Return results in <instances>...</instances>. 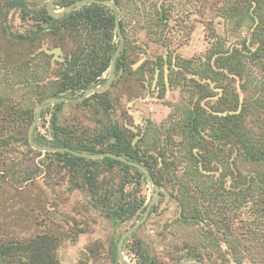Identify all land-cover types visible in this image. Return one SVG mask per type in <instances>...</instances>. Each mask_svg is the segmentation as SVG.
I'll return each instance as SVG.
<instances>
[{"label": "trees", "instance_id": "1", "mask_svg": "<svg viewBox=\"0 0 264 264\" xmlns=\"http://www.w3.org/2000/svg\"><path fill=\"white\" fill-rule=\"evenodd\" d=\"M74 1L54 0L53 4L63 8ZM113 1L119 6L122 3ZM12 9L28 14V0H6L0 8L1 30L7 40V48L0 46V68L9 70L8 76L0 78V177L18 190L32 180L33 173L12 170L5 157L13 145L29 147L27 133L35 105L48 97L80 96L103 84L119 36L114 14L105 5L86 3L60 18L39 9L36 22L23 33L12 31L6 21ZM220 13L237 29L246 28L241 39L228 43L221 35L215 36L203 55L189 59L166 46L164 54L144 60L134 69L133 46L127 39L118 52L111 87L131 78L154 81L158 96L163 97L168 88L176 86L184 95L173 106L178 115L171 112L163 122H147L135 132L110 120L95 137L81 139L57 123L64 103H56L49 139L38 133L37 125L33 133L39 145L88 154L110 152L143 165L174 201L176 221L200 227L201 242L189 246L195 258L227 260L228 256L234 264H242L245 247L234 235L233 220L238 214L249 213L256 220L264 215V0H223ZM166 20L162 3L155 4L147 28L159 29ZM119 29L123 32L121 22ZM54 49L61 55H55ZM26 50L35 53L34 70L29 68ZM255 70L259 79H255ZM20 91L24 92L19 96ZM91 100L109 117L112 103L107 91L94 93L79 104ZM48 110H42L40 117ZM46 156L67 169L69 188L87 191L94 206L111 222L133 218L140 207L144 211L142 201L134 197L130 204L123 193L124 183L131 182L130 170L145 179L138 169L111 158L90 160L66 152H46ZM239 163L254 170L243 171ZM101 166L107 171L114 167L124 171L119 195L100 179L104 174ZM59 246L60 239L51 233L24 242L0 237V264H59ZM144 246L137 240L130 250L135 263L158 264ZM96 252L97 247L87 246L84 254L90 258ZM112 260L119 264L115 251Z\"/></svg>", "mask_w": 264, "mask_h": 264}, {"label": "rangeland", "instance_id": "2", "mask_svg": "<svg viewBox=\"0 0 264 264\" xmlns=\"http://www.w3.org/2000/svg\"><path fill=\"white\" fill-rule=\"evenodd\" d=\"M5 1L0 0V8ZM222 1L122 0L120 6L117 4L118 19L123 27V32L121 30L120 32L123 42L127 39L133 46L132 57L136 60L133 69L144 60L150 61L164 54L166 46L171 52L174 51L175 55L189 59L203 55L215 36L221 35L228 43L241 39L246 28L237 29L233 22L230 23L220 13ZM47 2L48 0H28L30 11L28 14H22L19 9L10 10L6 15L10 29L14 32H25L36 22L35 12L42 8L46 9ZM161 3L166 9L167 20L159 29H148L146 23L152 7ZM61 9L53 4V10ZM1 29L0 24V46L7 48V40ZM113 41L116 43L117 38L115 37ZM48 44L52 45L51 41H48ZM53 52L55 55H61L58 49H54ZM26 54V59L30 62L29 68L34 70L35 53L26 50ZM56 60L60 61L59 58ZM2 75L3 77L9 75L8 67L0 68V78ZM254 76L255 79H259L256 70ZM103 78L106 82L108 70ZM156 86L154 81L143 82L132 78L122 80L113 87L110 85L106 90L112 103L109 117H105L98 109L95 100H91L87 105L79 104L86 98L79 102H59L64 104L58 113L57 123L81 139L95 137L102 129V125L110 120L134 132L147 122L159 124L171 112L178 115L177 111H173V106L181 102L184 95L180 88L172 86L166 90L163 97H159ZM23 92L20 91L19 96ZM81 95L63 97L77 99ZM46 99L35 105L34 114ZM56 103L58 102L41 108V111L47 108L49 110L43 117L39 115L37 120L38 133L47 139L50 137L51 113ZM28 146L13 145L12 152L5 157L12 170L20 174L25 170L32 172L33 178L15 190L0 177V237L24 242L35 235L51 233L60 239V246L56 252L59 264H114L112 256L114 251L116 256V250L113 249V245L117 244L126 229L141 218L144 212L142 207L133 218L125 222H111L104 217L101 208L94 206L87 191L69 188V173L66 168L47 157L46 152L34 150L29 143ZM239 165L243 171L254 170L252 166L243 163ZM99 168L104 172L100 179L107 182L111 190H116L115 195H119L118 185L125 180L124 171L119 167L108 171L107 167ZM18 172L14 175L17 179ZM129 173L131 182L124 183L123 193L128 196L125 198L129 199L131 204L135 197L147 206L154 196L151 183L146 178L135 175L133 170ZM160 193L162 194L151 207L152 212L146 221L123 242L125 264H136L130 250L135 249L137 240L147 247L144 246L148 252L157 257L158 264H234L228 260V256L227 260L215 256L195 258L189 246L201 242L200 227L187 226L176 221L177 208L174 201L164 189L160 188ZM248 214L243 217L240 214L238 217L235 216L237 218L233 220L232 225L234 235L240 245L245 247L242 264H264V215L261 214L263 218L256 220L248 217ZM87 246L97 247L93 257L87 258L84 254Z\"/></svg>", "mask_w": 264, "mask_h": 264}, {"label": "water", "instance_id": "3", "mask_svg": "<svg viewBox=\"0 0 264 264\" xmlns=\"http://www.w3.org/2000/svg\"><path fill=\"white\" fill-rule=\"evenodd\" d=\"M85 3H96V4L109 6V7H111V9L113 10V13H114L115 30L117 31L118 36H119V45H118V47H117V49H116V51H115V53L111 59V63H110L109 69H108V79L104 84H102L100 86H95V87H91V88L87 89L85 92H83L81 97H79L77 99H68L65 97H57V98L48 97L44 102H42L39 105V110L35 113L33 122L29 127L27 139H28V143L30 144V146L34 150L40 151V152H66V153H70L76 157L86 158V159H90V160H100L103 158L115 159L119 162H122V163L128 165V166H132V167L138 169L144 175V177L151 183L153 190H154L153 198L151 199V201L146 206L141 218L138 219L135 223H133L128 229H126L121 234V236H120V238L116 244V260L119 264H125V260H124L123 252H122L123 242H124L125 238L127 236H129V234H131L133 231H135L138 227H140L146 221V219L148 218L151 207L157 202V200L160 197V188L156 184V182L154 181L153 177L149 174L148 170L143 165H141L135 161L128 160V159L122 157L121 155H117V154L110 153V152L98 153V154H88V153H84V152L74 151V150H71L68 148H54V147H49L46 145H39L35 142L34 136H33V130L37 124V120L39 118L41 108L47 107L49 104L55 103V102H58V103L59 102L70 103L73 101L79 102V101L84 100L85 98H87L91 94L102 93L110 87V85H111V83L115 77V60H116L118 52L120 51V48L122 46L123 39H122L121 32L119 29V19H118L119 7L113 0H76L73 3L63 7L60 11L53 10V0H48L47 6H46V11L51 17L60 18L64 14L71 12L77 6L85 4Z\"/></svg>", "mask_w": 264, "mask_h": 264}]
</instances>
